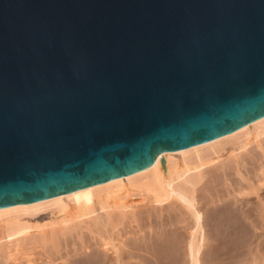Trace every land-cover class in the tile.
<instances>
[{"label":"water","instance_id":"water-1","mask_svg":"<svg viewBox=\"0 0 264 264\" xmlns=\"http://www.w3.org/2000/svg\"><path fill=\"white\" fill-rule=\"evenodd\" d=\"M263 123L264 0H0V213Z\"/></svg>","mask_w":264,"mask_h":264},{"label":"bare ground","instance_id":"bare-ground-1","mask_svg":"<svg viewBox=\"0 0 264 264\" xmlns=\"http://www.w3.org/2000/svg\"><path fill=\"white\" fill-rule=\"evenodd\" d=\"M228 143L231 145L228 146ZM225 151L227 153H224ZM254 180H256V183H252ZM142 184L152 187L154 193V201H152L154 204H151V208L155 211L170 207L173 211H177L178 207L176 206H180L178 204L180 202L194 218L191 221L194 222L193 226H189L191 223H183L187 220L186 218V220L182 217V220L172 218L175 215L170 216L171 213L168 215L167 220L161 218L160 222H155L157 226L154 227V232L150 231L154 235L156 233L155 238L163 243L160 258L164 264H264V257L260 256L262 249H264L262 238V230H264V123L247 127L233 139L225 142L213 144L212 140H209L181 149L161 151L157 154L153 165L148 169L71 191L67 195L55 197L54 204L18 208L0 213V223L9 222L8 224H11L9 220L16 215L19 218L22 215H35L45 209L55 207L59 213H66L64 219L61 218L62 221L59 220L58 222L56 235L61 232L68 233L74 228L71 227L73 222L76 224L81 218V213L76 211L75 213L71 211V213L76 214H72V218L71 213L69 214L70 218L67 216L70 212V201L74 200L73 202H76L80 198L79 196L84 198L96 197V199L111 196L114 197L111 203L112 206L121 208L123 203L120 202V199L126 198L123 193L127 194L131 191V187ZM201 195L202 197H200ZM198 204H204V206L200 207ZM207 205L211 207L206 208ZM153 209L142 210L143 212H141L144 214L148 211L149 218V215L154 211ZM160 213L157 214L160 216ZM17 217L13 219H18ZM97 217L100 216L97 215ZM151 222L153 221L151 220ZM12 224L14 225L5 227V238L11 241L10 243L16 242L14 240H21L22 237L26 238V234H29L28 232L32 229L29 225L21 226L15 222H12ZM77 225L80 224L77 223ZM153 226H151V229H153ZM30 233L33 236L36 235V232L33 234L31 231ZM53 234L55 235V232ZM146 236L143 237L148 238ZM152 236H150L151 239L154 238ZM19 237L21 238L18 239ZM56 238L54 239L57 240ZM22 240L25 239L22 238ZM137 243L139 244V242ZM148 245L145 248H148ZM12 256L13 254L7 253V255L0 257V264H8ZM144 260L146 258L143 259V262ZM146 261L150 263L149 259Z\"/></svg>","mask_w":264,"mask_h":264},{"label":"rangeland","instance_id":"rangeland-1","mask_svg":"<svg viewBox=\"0 0 264 264\" xmlns=\"http://www.w3.org/2000/svg\"><path fill=\"white\" fill-rule=\"evenodd\" d=\"M227 145L230 146L231 144L228 143ZM224 153H227V151H225ZM256 179H258V177H256ZM253 182L256 183V180L252 181V183ZM130 190L131 191L127 194L123 193L126 198H123V200L122 198L120 199V202L123 203L121 208H114L112 206L111 203L114 197H111V196L110 197L104 196V197H101V199L100 198L96 199V197H92V198L90 197L91 198L90 199V198H84V197L79 196L80 198L78 199L81 201H79L77 198H76L77 201L75 199L76 202H73L74 200L70 201L69 203L70 212L69 211H68L69 213L67 212L68 213L67 216L69 217V214L71 213V211H73L74 213L76 211L78 213L79 212L81 213V218L80 220L78 219L79 221L77 220L78 221L77 223L80 225H77V223L74 224L73 222L72 224L73 226L71 227L72 228L74 227V228L71 229V232L70 231L68 232L69 234L61 232L60 234L56 235V229L58 228L57 226H59L58 222L59 220L62 221L61 218L64 219L66 213L64 214L62 212L59 213L58 209L57 208L55 209V207H50L35 215H22L20 216V218L17 217V215L16 216L13 215L14 217H12L9 220L11 224H8L9 222L0 223V257L7 255V253L13 254L12 259L8 261V264H104L105 261H106L105 264H146V263L148 264L149 262L146 261L148 259L150 261L149 264H164L163 260L160 258L161 251L163 250V243L159 242L155 238L156 233L154 235V233L152 234L151 232V231L154 232V227L157 226V223L155 222H160L161 218L162 220L164 218H165L164 220H167L169 217L168 215L171 213L170 216L175 215L172 218H175V219L176 218L181 219V217L182 219L186 218L187 220L185 219L186 221L184 220L185 222L183 223L184 224L191 223L189 226L191 225L193 226L194 222H191V221H193L194 218L192 217L190 212L188 213V209L185 208L184 205H181L182 203L180 202H178L180 206L179 205L176 206L178 207L177 211H173L171 207L168 209L167 208L163 209L161 211H155L153 208H151L152 207L151 204H154L153 203L154 193L150 185L142 184L137 187H131ZM200 197H202V195ZM98 200H99V203H98ZM126 205L130 207L128 208ZM198 205L200 207L204 206V204H201V205L198 204ZM70 207L72 210L70 209ZM147 207H149L148 209L154 210L153 213H151L153 215L149 213L150 214L149 218H148V211L144 212V214L142 213L143 211L148 210L146 209ZM205 207L207 208L209 206L207 205ZM164 210H166L167 212ZM155 212L157 213L161 212L160 213L161 217L159 216V214ZM74 213H71L70 216ZM142 214L143 216H141ZM176 214L178 217L176 216ZM97 215H99L100 217L98 218ZM16 217L18 219H13ZM151 220L153 222H151ZM156 220H159V221H156ZM12 222H15L17 224L19 223V225L21 226L29 225L30 229L32 228L31 231L33 232V234L36 232L35 233L36 235L33 236L32 233H30L31 231H29L28 232L29 234H26L25 236L26 238L21 236L25 240H22L21 237L18 238V239L21 238L23 242L21 240H18V241L14 240L16 242L10 243L11 241L5 238L6 236L5 230L7 228L6 226L14 225L12 224ZM150 222L152 225L150 224ZM151 226H153V229H151L152 228ZM40 227L42 231L44 230L43 232L41 231ZM44 227L45 229H43ZM263 231L264 230H262V238L264 240ZM44 232H46L48 235L45 234ZM53 232H55L56 236L53 234ZM27 235H31V236H27ZM149 235L150 236L153 235L155 239L154 238H153L154 240L151 239ZM143 236H146L148 238H144ZM187 236H188V233H187ZM27 237L28 238L30 237V238L28 239ZM54 238H56L57 240H55ZM137 242H139V244ZM135 243L138 245L135 246L136 245ZM146 244L147 245L149 244L148 248H145L147 247ZM139 245H141L140 248H139ZM151 247L152 249H150ZM261 253H260V256L262 255L261 257L263 258L264 249H262ZM142 258L143 259L146 258V260H144V262L146 261L145 263L143 262ZM204 261L207 262L206 259H204Z\"/></svg>","mask_w":264,"mask_h":264}]
</instances>
